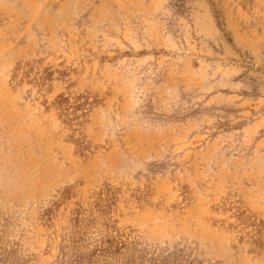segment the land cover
<instances>
[{
  "label": "rangeland",
  "instance_id": "rangeland-1",
  "mask_svg": "<svg viewBox=\"0 0 264 264\" xmlns=\"http://www.w3.org/2000/svg\"><path fill=\"white\" fill-rule=\"evenodd\" d=\"M0 264H264V0H0Z\"/></svg>",
  "mask_w": 264,
  "mask_h": 264
}]
</instances>
